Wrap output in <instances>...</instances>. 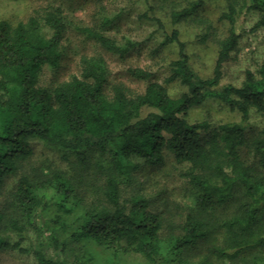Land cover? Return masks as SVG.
I'll list each match as a JSON object with an SVG mask.
<instances>
[{"label":"trees","instance_id":"16d2710c","mask_svg":"<svg viewBox=\"0 0 264 264\" xmlns=\"http://www.w3.org/2000/svg\"><path fill=\"white\" fill-rule=\"evenodd\" d=\"M223 1L220 18L227 28L223 37L214 39L216 58L209 77L192 69L174 27L194 19L205 25L199 42L214 36L213 26L198 11L204 0L166 3L173 28L162 43L175 44L177 56L170 62L165 82L186 88L178 97L170 96L156 81H148L144 91L134 95L115 84L107 95L105 64L97 58L82 59L80 76L51 89L41 87L38 78L43 66L55 67L61 58L66 30L62 9L48 5L41 15L24 21L0 20V188L32 155V140L74 154L73 175L57 168L40 178L21 175L11 193L15 210L27 226L36 227L38 214L50 216L43 226L60 251L72 242L111 248L113 258L101 264H123L116 256L127 252L142 255V264H264V176L240 152L249 147L264 168V123L256 134L247 132L251 110L264 113V60L256 72L244 71L239 86L219 87L222 66L241 35L240 16L255 12L258 19L252 30L264 27V0ZM150 19L161 27L157 17ZM76 28L119 56L135 47L129 40L120 45L88 27ZM128 73L139 81L151 76L139 67L129 68ZM208 99L237 111L239 121L209 130L206 121L185 119L190 109ZM144 108L149 111L141 115ZM91 151L95 156L88 155ZM165 153L177 163L189 164L184 176L194 188V198L180 232L163 237V212L153 209L144 194L123 198L122 186L133 184L143 164L163 163ZM88 185L95 191L91 197L84 188ZM230 204L232 212L215 214ZM5 219L0 212V224ZM6 221L19 238L10 242L0 236V249L27 252L22 246L27 226L18 218ZM202 245L206 252L196 260ZM33 253L40 264H65L45 257L40 249Z\"/></svg>","mask_w":264,"mask_h":264},{"label":"rangeland","instance_id":"374dc122","mask_svg":"<svg viewBox=\"0 0 264 264\" xmlns=\"http://www.w3.org/2000/svg\"><path fill=\"white\" fill-rule=\"evenodd\" d=\"M187 1L191 0H0V20L14 24L26 20L31 15H41L48 5L59 6L62 9L66 30L60 45L61 58L55 67L43 66L38 78V85L41 87L51 89L73 75L80 76L82 59L97 58L103 60L105 64L104 91L107 95L111 94L112 86L115 84L123 85L127 94L134 95L143 92L148 81H156L166 87L170 96L178 97L186 88L178 82H165L169 75L170 62L177 56V48L173 43L163 44L162 40L173 28L168 17L167 4L185 5ZM148 6H151L152 10L148 9ZM198 11L214 28V36L210 39L199 42V35L203 33L205 27L202 21L188 20L174 27L179 31V38L185 44L192 69L202 77H209L216 58L217 44L214 39L223 37L227 28L225 21L220 18L224 11V1L204 0ZM150 16L157 17L161 27L150 19ZM257 19L258 14L252 11L240 16L237 26L241 29V35L236 50L222 66L219 87L225 84L239 86L244 71L250 69L256 72L264 60V27L252 30ZM76 27H88L114 39L120 45L129 40L135 43V47L124 56H119L104 50L95 39L87 37ZM135 67L150 72V78L143 81L133 79L128 69ZM147 111L149 109L144 108L141 115ZM239 118L237 111L231 110L228 105L216 99L204 101L190 109L185 116L190 123L208 122L209 130L221 123L237 122ZM263 123L264 113L251 110L248 134H256ZM31 146L32 155L23 163L18 174L9 177L0 188V212L6 219L18 218L21 224L25 223L17 214L11 196L19 176L40 178L56 168L73 175V171L77 170L76 158L72 152H62L37 139L31 141ZM240 152L242 158L253 166L256 173L264 176V168L259 166L258 157L253 151L249 147H243ZM88 155L95 156L92 151L88 152ZM188 170L189 164L177 163L171 154L165 153L163 163L153 166L143 164L135 173L133 184L122 186L123 198L133 194H144L151 200L153 209L163 212L165 224L163 237L180 232L184 213L187 207L192 206L194 188L184 176ZM84 188L88 197L95 193L89 185ZM48 194H52L50 189ZM232 211L233 205L230 204L225 208H218L215 214L222 217ZM6 219L0 224V236L14 242L19 238V234L8 226ZM49 219V215L38 214L35 216L36 227L25 224L27 234L22 246L28 251L0 249V264H40L33 253L38 249L43 251L45 257L65 264H101L113 258L111 248L95 244L85 246L79 242H72L64 251H60L53 245L48 229L43 226L45 222L50 221ZM162 252H166L165 248ZM199 252L196 260L206 252L204 245ZM77 257L80 259L79 263L76 261ZM116 257L123 264L145 262L142 255L134 252L118 253Z\"/></svg>","mask_w":264,"mask_h":264}]
</instances>
